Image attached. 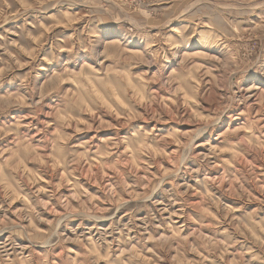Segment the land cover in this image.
<instances>
[{
  "label": "rangeland",
  "instance_id": "374dc122",
  "mask_svg": "<svg viewBox=\"0 0 264 264\" xmlns=\"http://www.w3.org/2000/svg\"><path fill=\"white\" fill-rule=\"evenodd\" d=\"M263 81L264 0H0V264H264Z\"/></svg>",
  "mask_w": 264,
  "mask_h": 264
},
{
  "label": "bare ground",
  "instance_id": "6f19581e",
  "mask_svg": "<svg viewBox=\"0 0 264 264\" xmlns=\"http://www.w3.org/2000/svg\"><path fill=\"white\" fill-rule=\"evenodd\" d=\"M262 80H263V79H262ZM263 82H264V81H263ZM245 90H246V89H245ZM252 91H253V90H252ZM249 92H250V90H249ZM240 93H241V92H240ZM242 94H243V93H242ZM250 95H251V94H250ZM245 96H246V95H245ZM258 96H259V95H258ZM248 97H249V96H248ZM248 97H247V98H248ZM244 100H245V99H244ZM253 102H254V101H253Z\"/></svg>",
  "mask_w": 264,
  "mask_h": 264
}]
</instances>
